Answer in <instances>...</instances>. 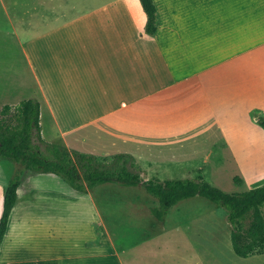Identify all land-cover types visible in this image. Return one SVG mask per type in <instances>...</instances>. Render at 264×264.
<instances>
[{
	"label": "crops",
	"instance_id": "1",
	"mask_svg": "<svg viewBox=\"0 0 264 264\" xmlns=\"http://www.w3.org/2000/svg\"><path fill=\"white\" fill-rule=\"evenodd\" d=\"M153 1L147 36L139 0H0V107L35 97L42 136L81 152L197 175L230 159L237 185H261L264 0ZM205 213L172 230L225 246Z\"/></svg>",
	"mask_w": 264,
	"mask_h": 264
},
{
	"label": "rangeland",
	"instance_id": "2",
	"mask_svg": "<svg viewBox=\"0 0 264 264\" xmlns=\"http://www.w3.org/2000/svg\"><path fill=\"white\" fill-rule=\"evenodd\" d=\"M138 165L144 179L196 178L198 174L196 170L181 171L170 166L162 169L146 163ZM235 172L228 159L209 164L201 174L225 192H241L253 186L247 180L237 185L233 181ZM15 175L20 178L18 200L0 243V264H193L208 262L195 255L216 250L221 258L210 260L218 264L221 260L223 264H264V253L237 256L229 234L225 246L211 245L199 250L190 240L186 242L184 235L172 230L176 225H185L188 218L195 220L202 211L209 213L208 217L204 215L205 222L214 213L215 217L208 219L214 222L212 226L229 229L226 211L200 196L177 203L158 221L150 212L157 202L141 185L103 184L78 192L60 176L28 170L2 157L0 215L4 187ZM261 210L264 214V204ZM220 236L224 239L225 234Z\"/></svg>",
	"mask_w": 264,
	"mask_h": 264
},
{
	"label": "trees",
	"instance_id": "3",
	"mask_svg": "<svg viewBox=\"0 0 264 264\" xmlns=\"http://www.w3.org/2000/svg\"><path fill=\"white\" fill-rule=\"evenodd\" d=\"M146 14L144 33L154 36L158 14L153 0H139ZM264 129V116L257 117ZM40 103L35 97L22 99L13 105L0 107V157L22 165L25 169L52 173L64 179L74 190L86 192L103 184L125 187L141 185L157 202L150 208L152 216L162 221L177 203L200 196L222 207L231 227L230 243L239 257L264 253V184L241 192H225L212 185L203 175L196 178L144 179L139 165L130 153L97 155L48 142L41 133ZM198 172H201L199 169ZM236 184L241 183L237 176ZM20 186L13 176L3 190L0 215V243L6 232L11 211L17 201Z\"/></svg>",
	"mask_w": 264,
	"mask_h": 264
}]
</instances>
